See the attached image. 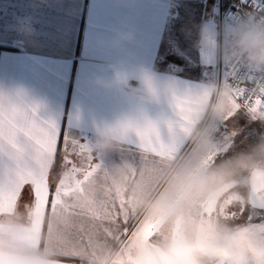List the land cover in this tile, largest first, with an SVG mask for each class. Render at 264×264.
Returning a JSON list of instances; mask_svg holds the SVG:
<instances>
[{"label": "crops", "instance_id": "1", "mask_svg": "<svg viewBox=\"0 0 264 264\" xmlns=\"http://www.w3.org/2000/svg\"><path fill=\"white\" fill-rule=\"evenodd\" d=\"M219 14L220 0H0V90L34 107L38 120L54 122L58 147L65 137L90 144L129 119L170 112L173 89L218 87L202 58L200 28L218 31ZM146 75L156 95L142 99L149 96ZM217 123L219 135H237L216 163L264 138L261 119L245 109ZM125 155L138 162L140 150ZM99 156L111 167L123 162L118 149ZM59 264L78 261L63 256Z\"/></svg>", "mask_w": 264, "mask_h": 264}, {"label": "snow or ice", "instance_id": "2", "mask_svg": "<svg viewBox=\"0 0 264 264\" xmlns=\"http://www.w3.org/2000/svg\"><path fill=\"white\" fill-rule=\"evenodd\" d=\"M239 67L234 65L233 71ZM223 88L228 90L231 105L221 118L225 124L241 109L253 119L264 116V88L251 94L235 84L225 83ZM189 91L193 90H171L167 99L170 112L156 120L145 116L131 131L128 125L107 130L106 134L119 142L121 160L130 165L120 181L111 174L104 156L91 154L89 143L65 137L58 147L61 134L54 122L38 120L36 109L29 108L22 100L0 101V214L10 213L28 195L31 199L25 204L31 209L33 233L29 241L35 247L40 246L43 235L54 234V221L61 214L67 218L63 235L73 248H91L101 243V237L104 244L108 243V237L117 244L147 241L161 225L159 221H148L132 207L136 192L166 191L162 176L169 168L193 159L213 163L228 155L237 135L235 131L219 135L215 122L218 134L214 137L215 146L201 154L191 133L203 116L200 105L210 96L207 88H199L194 90L196 99L189 100L185 95ZM134 148L140 150L138 162L134 155H125ZM253 191H264V178L255 179ZM248 208L264 212V204L239 203L231 195L203 208L202 212L231 223ZM85 218L90 221L87 228ZM259 219L261 223L248 219L247 229L264 235V215Z\"/></svg>", "mask_w": 264, "mask_h": 264}, {"label": "clouds", "instance_id": "3", "mask_svg": "<svg viewBox=\"0 0 264 264\" xmlns=\"http://www.w3.org/2000/svg\"><path fill=\"white\" fill-rule=\"evenodd\" d=\"M210 32L209 27L201 26L202 41L208 42ZM219 51L221 59L229 64L264 72V17H247L230 25ZM154 82L151 75L143 78L149 96L142 99L156 95ZM207 90L210 98L200 105L203 116L191 133L201 154L214 148L215 122L231 107L227 89L212 85ZM185 95L194 100L197 93L189 91ZM16 100L21 99L0 90V101ZM258 118L264 120V116ZM138 123L137 119H129L120 125H128L131 131ZM118 147V140L111 134L89 144L91 154L98 156ZM129 170L130 165L122 162L111 167V174L120 181ZM257 177L264 178V138L248 151L237 152L219 163L193 159L169 168L162 176L166 191H137L132 200L138 213L161 225L154 236L137 244L100 243L91 248H73L63 235L67 218L61 214L54 221V234L43 235L40 246L35 247L29 241L33 235L31 209L18 203L10 213L0 214V264H58L66 254L78 264H264V235L249 231L247 225L226 223L202 212L226 194L239 203L264 204V191H253Z\"/></svg>", "mask_w": 264, "mask_h": 264}, {"label": "built area", "instance_id": "4", "mask_svg": "<svg viewBox=\"0 0 264 264\" xmlns=\"http://www.w3.org/2000/svg\"><path fill=\"white\" fill-rule=\"evenodd\" d=\"M247 17H264V0H220V35L224 38L225 30L232 24ZM221 70L228 73L229 84H235L251 94L264 88V72L254 73L251 69L240 66L233 71V64L221 59Z\"/></svg>", "mask_w": 264, "mask_h": 264}, {"label": "rangeland", "instance_id": "5", "mask_svg": "<svg viewBox=\"0 0 264 264\" xmlns=\"http://www.w3.org/2000/svg\"><path fill=\"white\" fill-rule=\"evenodd\" d=\"M215 13L217 14L218 11L215 8ZM223 38L220 35V30L218 28V31L210 33V37L208 42H203L202 46V53H203V59H205L204 64L210 65V73L213 76L215 74L216 80L218 81V87L222 88L225 83L229 82L228 73L223 72L220 68L221 66V56L219 51V45L222 43ZM259 119V118H258ZM263 123L264 128V120H261ZM227 196V195H226ZM262 215H264V212H262L260 209H253L248 208L244 215L235 221L231 222V224L234 225H240L244 224L246 225L248 223V219L252 220V223H261L262 221L259 219Z\"/></svg>", "mask_w": 264, "mask_h": 264}, {"label": "water", "instance_id": "6", "mask_svg": "<svg viewBox=\"0 0 264 264\" xmlns=\"http://www.w3.org/2000/svg\"><path fill=\"white\" fill-rule=\"evenodd\" d=\"M228 2L231 1V0H227Z\"/></svg>", "mask_w": 264, "mask_h": 264}]
</instances>
